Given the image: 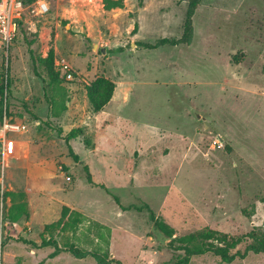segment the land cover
<instances>
[{
	"label": "rangeland",
	"instance_id": "obj_1",
	"mask_svg": "<svg viewBox=\"0 0 264 264\" xmlns=\"http://www.w3.org/2000/svg\"><path fill=\"white\" fill-rule=\"evenodd\" d=\"M122 1L107 11L103 0H50L45 15L32 4L0 48V110L26 127L0 196V264H98L69 245L111 264H177L183 253L137 211L144 205L173 238L264 227V0H202L189 44L152 50L144 45L182 38L193 0ZM49 50L54 88L30 58ZM100 78L115 89L95 112L88 91ZM63 207L84 222L51 234L59 251L43 247ZM250 243L230 264H264V252L246 253ZM188 264L226 263L205 254Z\"/></svg>",
	"mask_w": 264,
	"mask_h": 264
},
{
	"label": "trees",
	"instance_id": "obj_2",
	"mask_svg": "<svg viewBox=\"0 0 264 264\" xmlns=\"http://www.w3.org/2000/svg\"><path fill=\"white\" fill-rule=\"evenodd\" d=\"M200 1L202 0H193L192 2L193 7L188 11L186 26L182 38L174 41L162 39L155 45L145 44V49L152 50L164 45L179 46L182 44H189L192 36L191 18L194 12V6ZM103 7L105 10L109 11L113 9H122L124 6L122 0H103ZM136 31L137 25H135L134 27L133 34H135ZM30 58L33 64L34 74L37 76L39 75L36 68V64H39V66H41L46 75L49 85L52 88L57 86L59 83L60 73L57 71L56 66L54 64L55 57L53 50H49L46 58H35L33 53L30 51ZM4 87L5 86L3 85H1L0 87L1 98L3 97L5 91ZM114 89L115 85L104 78H100L92 84L90 90L88 91V98L95 112L102 111V109L109 103L112 98ZM98 92L100 93V95L96 96ZM65 109L66 107L62 105L61 110L64 111ZM76 136L77 131L73 130L68 134L66 140L69 141L75 138ZM69 153L75 162L78 161V157L73 154L71 148H69ZM114 200L117 204L119 203L117 198H114ZM136 209L140 212L142 210H146L148 212V217L153 225V228L159 234L163 235L164 238L169 240L168 247L173 252L183 253V256H180V258H178L177 264H188L190 258L203 256L205 254H213L214 256L219 257L223 263L230 264L235 260L236 257L243 258L245 256V254L240 255L239 253L232 254L231 251L234 250L246 238L250 239L251 241V243L247 246L246 253L248 251L255 254L264 252V227L259 228L258 233L252 232L247 234L246 236L237 239L230 238L226 234L215 230H206L204 232L190 234L182 238H173V231L167 226V224L163 220L155 216L154 212L149 208L148 205H144L143 208ZM83 222L84 219L80 213L73 211L68 207H63L59 219L44 227L42 246L53 247L57 251H59L60 249L57 245V242L51 234L74 233L76 229L83 224ZM91 223L92 225L100 229L103 228V226L95 222ZM45 235H49L51 237L47 239L45 238ZM64 250L71 253L77 258H85L86 256H90L98 264L112 263V260L108 259L106 254H101L100 252L87 253L83 250H80L74 245H69L65 247Z\"/></svg>",
	"mask_w": 264,
	"mask_h": 264
},
{
	"label": "built area",
	"instance_id": "obj_3",
	"mask_svg": "<svg viewBox=\"0 0 264 264\" xmlns=\"http://www.w3.org/2000/svg\"><path fill=\"white\" fill-rule=\"evenodd\" d=\"M0 0V48L9 44L16 36L19 23L24 12L33 4L40 15L50 11V0ZM70 1V0H58ZM61 70L67 79L71 74L62 64ZM5 99V98H4ZM26 127L23 124H15L7 118V109L4 104L0 110V196L4 194L5 175L14 160L16 153V134L24 133Z\"/></svg>",
	"mask_w": 264,
	"mask_h": 264
}]
</instances>
